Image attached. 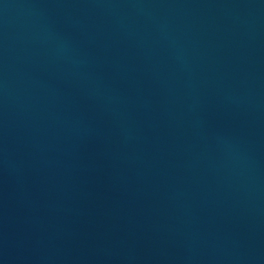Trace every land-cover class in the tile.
I'll return each instance as SVG.
<instances>
[{
	"label": "water",
	"instance_id": "1",
	"mask_svg": "<svg viewBox=\"0 0 264 264\" xmlns=\"http://www.w3.org/2000/svg\"><path fill=\"white\" fill-rule=\"evenodd\" d=\"M0 264H264V0H0Z\"/></svg>",
	"mask_w": 264,
	"mask_h": 264
}]
</instances>
